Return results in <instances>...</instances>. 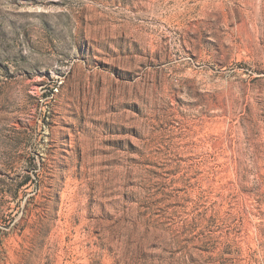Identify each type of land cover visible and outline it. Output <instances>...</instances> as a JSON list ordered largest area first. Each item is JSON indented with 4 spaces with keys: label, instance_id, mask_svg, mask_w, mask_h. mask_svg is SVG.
<instances>
[{
    "label": "rangeland",
    "instance_id": "rangeland-1",
    "mask_svg": "<svg viewBox=\"0 0 264 264\" xmlns=\"http://www.w3.org/2000/svg\"><path fill=\"white\" fill-rule=\"evenodd\" d=\"M0 264H264V0H0Z\"/></svg>",
    "mask_w": 264,
    "mask_h": 264
},
{
    "label": "trees",
    "instance_id": "trees-1",
    "mask_svg": "<svg viewBox=\"0 0 264 264\" xmlns=\"http://www.w3.org/2000/svg\"><path fill=\"white\" fill-rule=\"evenodd\" d=\"M26 182H27V178H24V179H23V183H26Z\"/></svg>",
    "mask_w": 264,
    "mask_h": 264
}]
</instances>
